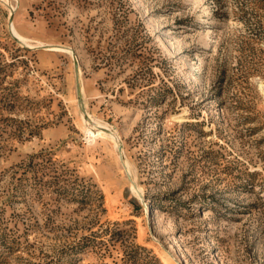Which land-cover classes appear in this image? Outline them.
Segmentation results:
<instances>
[{
  "label": "rangeland",
  "instance_id": "1",
  "mask_svg": "<svg viewBox=\"0 0 264 264\" xmlns=\"http://www.w3.org/2000/svg\"><path fill=\"white\" fill-rule=\"evenodd\" d=\"M0 264H264V0H0Z\"/></svg>",
  "mask_w": 264,
  "mask_h": 264
},
{
  "label": "bare ground",
  "instance_id": "2",
  "mask_svg": "<svg viewBox=\"0 0 264 264\" xmlns=\"http://www.w3.org/2000/svg\"><path fill=\"white\" fill-rule=\"evenodd\" d=\"M13 32L15 34V36L19 39H23L19 33L16 31L15 27L13 26ZM23 43V41H22ZM28 43V42H27ZM41 45V44H40ZM40 45H34V44H29L28 47L29 48H40ZM84 125L86 127V130L93 136V137H97V136H105L107 138H109L117 147L118 152H119V147L123 146V142L122 139L118 133V130L116 127L112 126L111 124L104 122L101 119L95 118L93 116H89L86 117L84 120ZM119 156L125 166V169L127 171L128 176L131 173L130 167L128 165V160L124 151V146H123V152L122 155L119 152ZM134 183V182H133ZM135 187V186H134ZM136 188H134L135 190Z\"/></svg>",
  "mask_w": 264,
  "mask_h": 264
},
{
  "label": "water",
  "instance_id": "3",
  "mask_svg": "<svg viewBox=\"0 0 264 264\" xmlns=\"http://www.w3.org/2000/svg\"><path fill=\"white\" fill-rule=\"evenodd\" d=\"M13 16H11V18H12ZM15 39L16 40H18L16 37H15ZM80 102H81V104H82V110H83V113L85 114V116H87V112H86V110L84 109V107H83V103H82V99L80 98ZM119 152H120V154L122 155V152H123V146H120L119 147Z\"/></svg>",
  "mask_w": 264,
  "mask_h": 264
}]
</instances>
